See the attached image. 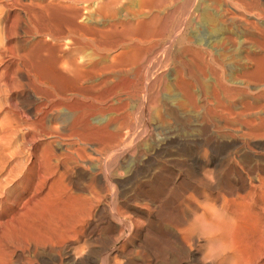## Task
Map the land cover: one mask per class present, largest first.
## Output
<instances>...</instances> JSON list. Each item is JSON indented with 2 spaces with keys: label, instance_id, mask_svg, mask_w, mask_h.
<instances>
[{
  "label": "rangeland",
  "instance_id": "374dc122",
  "mask_svg": "<svg viewBox=\"0 0 264 264\" xmlns=\"http://www.w3.org/2000/svg\"><path fill=\"white\" fill-rule=\"evenodd\" d=\"M205 1H206L207 5L209 4L208 6H206L207 10L211 11L213 14L217 15V17H218L217 21L213 22V25L210 24L211 17L207 16L206 18H202V14H201L202 8L199 7L200 5L199 6L197 5V3L199 4L198 0H155V1L154 0H150V1L149 0H0V144H2V145H0V147L5 146L6 145L5 142L8 143L10 141L8 143V145L9 144L11 145V143L17 144V143H21L24 140V138H25L24 132L27 131V128L26 127H24V128L20 127L19 129H17L19 127V123L21 124V121H23V122L27 121L28 122V123L26 122L27 124H29V122H30V124H33V127L39 128L41 126V120L46 116H47V118H45L46 121L44 119L45 126L49 127L51 130H53V132L56 131V128H61V131L63 132L62 134H65V135L61 136L60 138H58V140L56 139L57 136L56 137L55 136L50 137L49 139H52V140L54 139V140H57V141L62 142V143H67V142L73 141L74 139H75L74 141H76L79 138L80 139L79 142L84 141L83 143H85L88 141H94L96 143L97 142L99 143V144H97L98 146H101L103 144V142L105 140H107L108 137H106V136L109 135V134H107V135L102 134V132H107V133L111 132V126L107 124L106 120H108L110 118L112 120L114 119V121H115V118H117V116H118V118L116 119V124H115V122H113V124L118 129L116 132H118L120 135H123V133H121V132L124 131L125 135H123L122 137H119L118 136L119 134L118 133L116 134L117 138L119 137L120 141H119V139H117L114 136V134L110 133V134H112V136L109 135L110 145L113 146L112 144L117 143L118 146H115L112 148L109 145V142L107 140V141H105L107 144L104 142L105 145L104 146L102 145V148H104V151L102 150L101 154H96L97 152H95V154H94V152L92 151V148H91L93 146H87V148L90 149L89 152H90L91 156L93 158H95L94 155L95 156L97 155L98 158L96 156V159L98 161L103 159L104 160L103 163H106V164L104 165L102 163V160L99 161V162H101V164L100 163L99 164L103 167L105 166L104 168L106 171H107V168L110 167L111 164H114L115 160H117V158H119V157L120 158L117 161L122 160L123 157H127L126 159L124 158L122 160L125 163V164L123 163V165L125 167H127L130 165V163H128L129 158L135 157L134 161L139 160L142 156V152H143V155H148L149 149L152 147H155L157 145V142L161 139L160 136H162V138H164V139L167 138L166 140H168V141H165V143L167 144L169 151L167 150L166 154L168 156L166 155L164 157L165 160H163L164 165H166V166H164L165 169H164L162 175H166V176L168 175L166 178H171L175 174H178V179L176 180L175 185L172 187H176L177 185L178 186L176 187L177 188L176 190H175V188H172L173 192H171V195L176 194L175 192L180 193V190L178 188L180 186H182V187H180L181 190L189 188V187L193 188L195 186H198L197 192H199L200 194L198 193L197 196L203 195V193H205V194L207 193L208 196H212V195H215L214 191H216V190L219 191L218 189L222 188V186H226L227 185L226 183H231L235 180V178H237L236 174H238V173H237V170L235 169L236 168L235 165H237V167L240 165V167H242V168L245 166H247L249 168H251L253 166L255 167L256 164L258 166H260L261 165L260 160L262 161L261 155H260L261 157L259 156L261 158L260 159L259 157H257L258 155L254 156V157H251V156L248 157L247 154L242 153V152L246 151L245 149H247L248 145L250 146V143H247L249 138L246 136V133L248 132L249 128L248 127L246 128V124L241 123V122H244L247 119H250V117H251V119H254V121L256 122L257 121V117H256L257 114L256 113H258V116H259L258 120L259 121H257V122H259L260 125L258 123H254V125H252V128L255 126V124H258V125H256L255 129L256 128L260 129L262 126L261 125L262 121L260 120V113H259V110L255 107V105L259 102L260 98L262 96H264V92H262V90H261V89H264V87H260L261 83H256L255 79H257L256 76L258 73H264V71H262L264 69H261L262 67H260V68H257V69H259L258 71H257V69L253 71V68H251V71H253V74H254V72H256L257 74L255 73L253 75L252 72H250L252 74V75L250 74L252 76V78L250 75H248V77L246 78L247 82L250 80V78L252 80L253 77H255L253 79L254 83H253V80L252 81L250 80V84H247V85L241 81H232L231 82L230 80H228L229 78H227V77H229L232 74V71L234 70L232 67L230 68V66L226 67L228 65L225 66L227 69L225 67L223 69V71L226 69V71H224L225 75H222V76L220 75L221 74V68L219 67L218 63H216L217 61H215V59L217 58V56L220 52H223L222 50L227 49L225 45L221 44V42L223 43V40L224 41L226 40L225 36H227L229 34L228 30L231 29V25H230L231 21H232L231 24H233L234 20H235L236 24L238 23V25H239L237 28L240 30V32L239 33L237 32V34H238V36L239 35H241V36H239V37L237 36L238 39L241 40L244 31H242L243 28H239V27H242V26H240V22L238 21L239 19H237V18L231 19L233 17L232 14L229 13V11H227L228 9L232 10V8L230 6H228L229 4H227V2H229V1H227V2L223 1L224 3L222 5H219V6L216 5V7H215V2H212L211 0H210V2H209V0L208 1L205 0ZM97 4H98V6L100 4L102 5V7L100 5L101 10L96 9ZM197 6H198V8H197ZM222 9H224V10H222ZM225 9L228 13H226ZM222 11H224V13ZM77 12L79 13V16H80L78 18L76 17V16H78ZM219 18L220 19L223 18L224 20L222 19V21H221V20H219ZM21 21H22V23H21ZM75 21H77V22L75 23ZM78 22L81 23V26L79 25ZM76 24H78V26H80L81 28H83L82 26H84L86 31H85V29L79 30L80 27L78 29L77 28L78 26L77 27L73 26ZM138 24H139V26H138ZM212 26H214V27H212ZM87 28H88V30L90 29V32L87 30ZM98 28H99V30H98ZM77 29L79 30V33H78ZM75 30H76V32H75ZM93 30H94V32H92ZM80 31L85 32L86 33V34L84 33L85 36L87 35L86 37H89V38H86V40H84L85 39L84 36L81 37V34H83V33ZM95 31H97L101 37ZM100 32H101V34H100ZM96 34H97V36L94 37ZM73 35H74V37H73ZM76 35L78 37L80 36V39L77 38ZM70 37H72V38H70ZM81 38H83L84 41H82ZM70 39H74L76 41V43L81 41L82 43L79 42V44H81V46L83 45V47H81L79 44H77L75 46V41L74 40L70 41ZM77 39H79V41H77ZM90 40H93V42ZM94 40H96V41H94ZM72 41H74V44L72 43ZM86 41H87V43H85ZM68 43H70L72 47H73V45L75 47L72 48L69 45L70 48H68L69 46L68 47L65 46V45H68ZM92 43H95V44L100 43V44L95 45ZM258 44H259V46H261V48H264V41L261 40L260 43H257V45ZM87 45H89V46L87 47ZM92 46H94V47H92ZM76 47L79 48L80 51H79V49L76 50ZM97 47L101 48V49L99 48V50L102 54V62H103L102 66H103V70H104V74L102 75L103 85L99 86L100 84H102V82L100 81L101 83L99 82L100 84L98 85L99 89H97L98 87L96 86V84H98V83H96V84L94 83L96 81H94L91 77L89 78L88 75L87 76L84 75L86 72L83 73V71H81L82 74H80V75L75 74L76 70H75V72H73V69L75 68L74 66L76 64L79 63V65H80V63H85L87 59H88L87 61H89L90 57H91V59H90L91 61L94 60V56L92 54H94L93 51H95V49ZM71 48H72V50L75 49L73 51V53H75L74 55H73V53L72 54L70 53V52H72ZM81 48H86V49H83V51H84L83 52ZM221 48H222V50H221ZM66 49L70 50V52H68ZM64 53H67V55L70 56L69 57L65 54L68 57V60L70 58H72V60H69V62H68L69 64L65 61V59L67 60V57L65 56L63 58ZM76 53H78V56H75V55H77ZM89 53H90V55L93 56V58H92V56L85 55V54H89ZM79 55H81V56H79ZM212 55H214V56H212ZM72 56L73 57L75 56V58H73ZM82 56H84V57H82ZM85 56L86 57L88 56V57L86 58ZM114 56H116V57H114ZM76 58H77V60L78 59H80V60L78 61V63H75V65L72 66L74 68H70L71 67L70 65L73 62V60H74V62L75 61L77 62V60H75ZM83 58H85V59H83ZM62 60L65 61L64 63L66 65L63 63ZM17 62H18V66H15V63L17 64ZM67 64L69 65V69L67 67L68 66ZM17 67H19V69L26 76V78L28 80L27 83L28 84L30 83L29 84L30 89L32 88L31 86H34L31 89V91L35 89L36 91H34V92L37 93L36 88L39 86L38 92H41L40 94L39 93L36 94L37 97L35 96V93L32 92L35 96L34 98H36V101H37L36 106L39 105L41 102L42 103H41L40 107L37 106V109H35L36 106L34 105L35 106L34 110L33 109H32V111L30 110L31 114L29 113L28 110H26L27 108H29L28 105H30L29 103H31V102H30V97L27 95V93L24 92V89H23L24 87L23 88L20 87L18 89L16 88L17 90L14 89L15 87H18V85L20 86V84L17 83L18 82L17 79L19 78V72L17 70ZM229 68H230V70H229ZM70 69H72V71H70ZM218 70H219V72H218ZM68 71H70L71 73H69ZM215 72L219 75L217 76V74ZM72 73H73V75L75 74L74 76H76V77L77 76H79V78L81 77L80 81H78L79 80L78 77H77L78 78L77 79L73 75H71ZM215 74L217 76L216 79H215V77H216ZM81 75H84V76H81ZM223 76L224 77L226 76L225 79ZM82 77H83V79L85 77V81H83ZM220 77L222 78V80ZM86 78H88V79L86 80ZM226 78H227V80H226ZM15 79H16V81H15ZM89 79H91V80H89ZM217 79H218V83L216 82ZM10 80H13L14 85L17 83L16 84L17 86L11 87L12 82ZM88 80L93 81V82H87ZM223 80H224V82H222ZM225 80H226V83H225ZM227 81H229V82H227ZM6 82L9 84L11 83V85H7ZM214 82H216V83H214ZM31 83H33V84H31ZM76 83H78V84H76ZM85 83H86V85H84ZM92 83H94V84H92ZM219 83H220V85H218ZM239 83H241V84H239ZM35 84H37V85H35ZM79 84H80V86H82V85H84L86 87L88 86L87 88H89V90H87V91L83 90L82 87L79 86ZM90 84L93 86L95 85L94 86L95 88L97 87L96 92H95L96 89L93 88ZM215 84H217V85H215ZM224 85H225V87L229 88V93L231 92L232 94L231 93L227 94L228 91H227V88L223 87ZM199 86H200V88H199ZM216 86L218 89H216ZM244 86L247 87V89ZM261 86H264V85H261ZM10 87L13 89H11ZM86 87H83V88L85 89ZM236 87L237 88L239 87L243 90L240 92V89H238V90L234 89ZM78 88L81 89L82 91L77 90ZM224 88H225V91H227L226 94H225ZM254 88H256V89H254ZM19 89H21V91ZM39 89H41L43 92L40 91ZM90 89H92V90H90ZM202 89L204 91V94H203ZM257 89L260 93H258ZM74 90L78 91V92L75 91L77 94L74 92ZM236 90L238 92H236ZM22 91H23V93H22ZM83 91H86V92H83ZM89 91H90V93H89ZM97 93L98 94L100 93L98 95L100 97L97 96ZM41 94L43 97L40 96ZM155 94H157V95H155ZM92 95L93 96L95 95V97H93ZM206 95H208V96H206ZM258 95L260 96V98ZM26 96H28L27 97V100L29 99L28 102L25 98ZM157 96L159 97V99H157V100L154 99ZM223 96H226V97L230 96L229 97L230 100L228 99V97L224 98ZM257 96H258V98H257ZM44 97H46L45 100L43 99ZM96 97H98V98H96ZM214 97H216L217 99L219 98L218 102L215 100L216 98H214ZM60 98L63 101V104H62V101L60 102ZM117 98H120V99L122 98L121 99L122 101H120V99H118L116 101ZM38 99H40L41 102L38 101ZM49 99H51L53 104L50 103L51 101ZM99 99H102L101 100L102 102L99 101ZM225 99H226V101H225ZM54 100H56V101L54 102ZM147 100H149V101H147ZM154 100H156V101H154ZM158 100L161 102L164 100V102L166 104L165 105L163 102V104L165 106L164 109L167 108V109H165L166 114L164 113L165 112L164 110H163L162 115L160 114L159 111H157L158 110L157 104L159 102ZM46 101H47V103H46ZM98 101H99V103H98ZM103 101L105 103L106 102L107 103L105 104ZM124 101H125V104H123L124 107L119 106L120 103L122 104ZM219 101H220V103H219ZM15 102H17V103H15ZM94 102H96V104ZM151 102H153L154 105H156V106L151 104ZM221 102H222V104H221ZM57 103H59L58 104L59 106L56 105ZM92 103H94V105ZM102 103H104V104L102 105ZM249 103H250V105H249ZM47 104L49 106V109L47 108ZM49 104H52V105H49ZM60 104H62V105L66 104V105H64L66 107H64V106L62 107V105H60ZM109 104L110 105L112 104L111 106L113 108L115 107L117 109V112L113 113L116 110L112 111V109L109 108V107H111ZM147 104H149L150 106L152 105L151 107L153 109L151 110V107ZM239 104L241 106H239ZM43 105H46V106L43 107ZM96 105H97V108H99V109L94 108V107H96ZM145 105L149 106L150 110L148 109L149 107H146ZM51 106L53 107L54 110L51 109L52 108ZM102 106H104L105 109ZM125 106H126V108H125ZM251 106H254V108H253L254 111L256 109L257 110L255 112L254 111L251 112L253 110V109L249 110V108ZM55 107L58 109L62 108V110H64L65 114L60 109L57 111ZM101 107L104 110H106V108H107V110L110 109V111H108V112L106 111V113L109 115H107L106 113L103 115L102 114L98 115L99 113H102V112L104 113L103 110H102V112H100ZM119 107L121 109L120 112H119V110H120ZM65 108H67V109H65ZM145 108L148 109V110H146L148 112L145 111ZM38 109L41 110L42 112L37 111ZM95 109L97 110V112L98 111L99 112L98 113L95 112V114H94ZM45 110H46V112H45ZM48 110H50V111H48ZM155 110L159 113H157V112L155 113ZM22 111H23V113H21ZM54 111L56 112V115L58 114L59 116H55ZM86 111L89 113H92V114L88 115L89 113H87ZM90 111H93V112H90ZM126 111L130 112V114L127 113ZM241 111H243L244 114ZM57 112H59V113H57ZM125 112L127 113V115H131V116H127V119H128V117H130V119L132 118L131 120L130 119L127 120L126 115H125V117H124V115H122L123 113L126 114ZM38 113H39V115H38ZM253 113H254V116L256 117V120H255V117L253 115H250ZM66 114H68V115H66ZM82 114L84 115L85 120L83 119ZM114 114H116V115H114ZM147 114L149 116H147ZM156 114H158V115L160 114V115L158 116ZM60 115H61V118H59ZM63 115H65V116H63ZM85 115H87L88 117ZM143 115L146 117H144ZM154 115L156 118H154ZM25 116H28V117H25ZM80 116H82V118H79ZM95 116L96 117L100 116L99 119L102 117H104V118L106 117V119H105L106 124L104 121H103V123H101L102 120H104V118L100 119V123H95L96 121H94L92 118ZM150 116L152 119L148 120L150 118ZM29 117H30V119H29ZM34 117H36V118H34ZM53 117L55 118L56 121H54L52 119ZM56 117L58 119H56ZM62 117L64 119H66V121ZM67 117H71L70 118L71 121ZM107 117H108V119H107ZM121 117L125 118V119H122ZM239 117H241V118H239ZM244 117H246V120ZM252 117H254V118H252ZM16 118L19 120H17V123H18L17 127L14 128V122H15V126L17 124L15 121ZM21 118L23 120H21ZM31 118H33V119H31ZM77 118H79V119H77ZM86 118L88 119L90 124H92L93 122L95 124L90 125L88 123V121L86 122ZM157 118H159L158 119L159 121H164V122L163 123L158 122ZM161 118H162V120H161ZM163 118H164V120H163ZM145 119L147 122L149 121V123L144 121ZM79 120H83L85 122L84 127H82L83 121L81 122ZM126 120L129 124L126 122L127 125L124 123V126H123L122 122H124ZM156 120H157V122H156ZM18 121H20V122H18ZM31 121H32V123H31ZM36 121H38V123ZM62 121H64V122H62ZM73 121H74V123H73ZM119 121L122 124H118ZM131 121H132V123H131ZM23 122L21 125L24 124ZM67 122H72V123L67 124ZM144 122L146 123V125ZM153 122H154V124H153ZM46 123H48V124H46ZM64 123H66L67 125ZM86 123H88L90 125V126H88V129H86L87 128L86 126L88 125ZM74 124H76V125H74ZM96 124H97V127H94V126H96ZM98 124H102V125L104 124L106 126L105 127H103L104 125L98 126ZM54 125H57V126H54ZM68 125L69 126L71 125V127L69 128ZM79 125L81 126L79 129H81V130H79L77 127ZM121 125L123 126V129L120 128V127H122ZM10 126H13L12 127L13 130L11 129ZM23 126H25V125H23ZM63 126H64V129H62ZM101 126L103 127V130H102ZM118 126L120 129L118 128ZM143 126L144 127L148 126V127H150V129L148 130V127H145L147 129H145V128L143 129ZM89 127H91V129H89ZM141 127L143 130H141ZM21 128L23 129L22 130L23 132L21 131ZM131 128H132V130H131ZM93 129L95 132H97L99 130L100 134L105 136V137L103 136L104 139H102L103 137L99 134V132H98V135H95L97 133L93 132ZM124 129L128 132V135H126L127 132ZM134 129L138 130V131L140 130L141 134L144 135V137H146V138H144L139 132L133 131ZM154 129H155V131H152ZM161 129H163V131L165 133ZM246 129H247V131H245ZM10 130H12V132ZM72 130L73 131L75 130V131L72 132ZM76 130L82 131V132H80V134H79L78 132H76ZM86 130L88 132L87 133V135H88L87 140L85 139L86 136H84L85 138L82 136V135H84L82 133L83 132L85 133ZM91 130H92V133L89 134V132H91ZM119 130H120V132H119ZM157 130L158 131L161 130L160 133L157 132ZM243 130H244V132H243ZM8 131H10V133ZM129 131H131V132H129ZM143 131L145 133H142ZM70 132H71V134H69ZM74 133L76 135L75 137H74ZM77 133H78V135H77ZM129 134H130V136H129ZM135 134H137V136ZM139 134H140V136H138ZM164 134L166 137L164 136ZM15 135H17V136H15ZM85 135H86V133H85ZM90 135H92V139H91ZM70 136H72V137H70ZM11 137H13V138H11ZM93 137H95L94 140H93ZM123 137H124V139H123ZM138 137H139V139H138ZM237 137L238 138L240 137V138L238 139ZM97 138H99V139L101 138V139L98 140ZM135 138L137 139L136 140L137 142L135 141ZM241 138H242V140H240ZM131 139H133V140L131 141ZM244 139H245V141H244ZM101 140H104V141L102 142ZM124 140H126V141H124ZM127 140H128V143H127ZM141 140L142 141L144 140L143 141L144 143ZM256 140H257V142L259 141V139H256ZM57 141L55 143H57ZM132 142L134 144H132ZM148 142L150 144H152V143L153 144L150 146V144ZM3 144H5V145H3ZM125 144L126 145L129 144L130 146L127 145V147H126V146H124ZM148 144L150 147H148ZM240 144H242V145H240ZM243 144H246V145L244 146ZM106 145H108V147ZM228 145H229V147H228ZM121 146H122V149H121ZM132 146H134V147H132ZM223 146H225V147H223ZM209 147H214V148H217L219 150L222 149V152L221 153L218 152L216 154L211 153L208 149ZM147 148H148V150H146ZM189 148L191 149V152H190ZM126 149L127 150L129 149V151H127ZM142 149H145V152L144 151L141 152ZM112 150L113 151L116 150L114 154H113ZM119 150H121L122 152ZM180 150H182V151H180ZM259 150L261 152H259ZM259 150H257L258 153H260V154L264 153V150H261V149H259ZM135 151H136V154L134 153ZM187 151L189 153H187ZM110 152L113 155V159L115 157L114 161H112L113 159H111L112 155H110ZM194 152H195V154H194ZM102 153L105 156L104 155L101 156ZM105 153H107V154H105ZM118 153H119V155H118ZM124 153H125V155H124ZM129 154L130 155L132 154V156L130 157ZM137 154H139V157ZM242 154H244L245 156H242ZM136 155H137V157H136ZM191 155H192V157H190ZM196 155L199 158H197ZM206 155H207V157H206ZM110 156H111V158H110ZM153 156H155V155H153ZM221 156H223V157H221ZM231 156H233L235 159H233V157H231ZM217 157L219 160L217 159ZM224 157H226V158H224ZM246 157L248 159L250 158L249 161ZM211 158H214L217 161L222 162V163H219L220 164L219 166L225 167V169L224 168L220 169L218 167L220 170L216 168L215 169L216 171L215 170L212 171V172L217 173V174H215V173L210 172L212 169L211 166H207V167L203 166V168L200 171L201 174L202 173H203V175L206 174V177H203L198 172H196L197 170H195V167L199 165L198 166V168H199L201 166V164H200L201 161H206L205 159L210 160ZM251 158H252V160H251ZM106 159H107V161H105ZM228 159L230 160V162H228L229 161ZM240 159H243L246 162V165H243V163L241 162ZM197 160L198 161L201 160V161L199 163H197L196 162ZM234 160L235 161L240 160V162H235ZM126 161H127V163H126ZM225 161H226V163H225ZM262 162H264V161H262ZM109 163H110V165H109ZM224 163H225V165H224ZM238 163H240V164H238ZM252 163L254 165H252ZM187 165H188V167H186ZM106 166H107V168H106ZM231 166H232V168H231ZM103 167H101L102 170L104 169ZM208 167H209V169H208ZM233 167H235V168H233ZM190 168H192V169L190 170ZM122 169L124 171V167H122ZM187 169H189V173H188ZM227 169L229 170V172ZM105 170H104V173L102 172V176L105 175V173H106ZM243 170H245V168ZM171 171L174 173L173 174L170 173ZM222 171H224V172H222ZM120 172H122V171H120ZM220 172H222V173H220ZM179 173H180V175H179ZM196 173H198L200 176H197ZM233 173H235V174H233ZM213 174H215V175L213 176ZM169 175L171 177H169ZM207 175H210V176L208 177ZM136 176H137L136 177L137 180L135 181V183H136L135 185L137 186L138 192H140V190L142 188V186H140L141 183L145 184V182L149 181L148 186L150 187V184H151L150 190L152 192H154V194H155L157 192L161 182L163 181L161 179V175H159V174L158 175L152 174L149 176L150 178L148 177L149 179L146 178V180H145V178H141V176L138 173H136ZM138 176H140V177H138ZM193 176H195V177L197 176V177L196 178L194 177V179H193ZM212 176H213V178H211ZM225 176H230V177H226L227 178L226 179ZM152 177H154L153 180H151ZM191 178H192V180H194V182L192 180H189ZM201 178H202V181L205 178L204 183L201 182ZM206 178L209 182L206 181ZM218 178H220V179H218ZM230 178H232V180ZM211 179L213 181H211ZM216 179H218L220 182H223V183L222 184L220 183L219 187H215V186H214V188L210 187V184L212 182L214 183L216 181ZM222 179L226 180V181L224 182ZM150 181H152V182H150ZM184 181H186V182H184ZM197 181H198V184L195 183ZM199 181L201 182L200 184H199ZM201 184L208 185V189H207L206 185H204L205 188L207 189V192H206V189L203 188L204 186ZM157 185H158V187H157ZM184 187H186V188H184ZM195 188H197V187H195ZM203 190H205V191H203ZM210 193H211V195H210ZM168 211H165V213H166V214H164L165 217L161 213L163 218H166L167 216H169V214H170L169 218L170 217L173 218L174 215H175V217L176 216L180 217V212L178 213L177 210H176L177 212H175V209H173V211L171 209ZM128 221H129V219H126V220L124 218L122 219V224L124 225V228L125 227H127V228H125V229L123 228L124 233L122 232L123 235L121 234L116 242H112V241L109 242V241L103 240V238L101 237V232H100L102 227L96 228V230L100 233L98 234V232L95 230L96 234L94 233L95 235L93 234L91 236L92 238L90 237V240H89L90 246H91V250H90L91 255L90 256H91V261L93 264H103L104 263L103 262L104 256L107 255V251H108V255L114 256L117 254L116 250L121 248L119 246L124 245L126 242L127 243L125 245H127V248L126 249L123 248V254L124 255L119 254L120 256H119V258H117L118 262L120 261L119 263H123V261H125V259L127 260L128 258H130V260L128 259V262H130V264L131 263L132 264L133 263L144 264V260L142 259V257H144V254H145V256H147L146 253H148V255H149V256H147L148 258L151 257L150 258L151 260L158 259V260L163 261V263L165 262V264H170V263L176 264V263H178V260L176 261V258L174 257L176 255V253H178L176 255V257L178 259H181L182 256L184 257L185 253L182 252L177 247L176 244H174V245L172 244L174 242H172V239L169 235L165 236V237H161V239L163 238L162 242L165 243L163 245L164 248H165V245L168 243V246L166 247L167 249H165V250H166V253L168 251L167 254L170 255V256L168 255L169 258L167 257L165 250H163V248L161 249L162 251L160 250L158 252L157 251L153 252L154 250L152 249L153 248L152 244H150L151 242L149 240H147L145 238V236L143 237L142 231L135 230L137 232H135V231L129 232L130 228H129V224H127V223H129ZM118 222H120V221H118ZM164 223H167V226H168V221H166L165 219H164ZM131 234H132V236H131ZM96 235H98V237ZM160 235L161 234H159L158 237ZM132 237H133V240H132ZM142 237L144 238L145 241H143ZM148 237H149V235H148ZM99 238H101V239H99ZM128 238H130L129 240H131L132 242L127 240ZM135 238H136V240H135ZM137 238L139 241H137ZM140 238H142V239H140ZM101 240H102V243H101ZM166 240L168 241L167 243L165 242ZM89 242H88V244H89ZM129 242H131V243H129ZM141 242H143L142 243L143 245L141 244ZM147 242H150L149 243L150 245ZM99 243H101L100 245H102V247H100ZM122 243H124V244H122ZM128 244L130 246H128ZM76 245H74V246H76ZM137 245H139V246H137ZM74 246L72 245L71 247H74ZM103 246H105V247H103ZM140 246L143 248H141ZM148 246L150 247V249ZM92 247H94V248H92ZM98 247L101 248V250ZM122 247H124V246H122ZM170 248L172 249V251ZM173 248L174 249L177 248L176 250H179L180 254H179V251L178 252L176 250L174 251ZM145 249H147V250H145ZM141 251H142V253H141ZM170 251H171V253H170ZM149 252H151V253H149ZM163 252H164V254H162ZM181 252H182V256H180ZM62 253L63 252L61 251L60 254H62ZM160 253H161V255H160ZM158 255H160V256H158ZM172 255H174V256H172ZM157 256H158V258H157ZM63 257H64V255H63ZM152 257H153V259H152ZM166 257H167V259H166ZM170 257L171 258L174 257L175 259L173 258L171 260ZM139 258H140V260H139ZM164 259L166 261H169V263L164 261ZM140 261H142V262H140ZM128 262H124V263L127 264Z\"/></svg>",
  "mask_w": 264,
  "mask_h": 264
},
{
  "label": "bare ground",
  "instance_id": "6f19581e",
  "mask_svg": "<svg viewBox=\"0 0 264 264\" xmlns=\"http://www.w3.org/2000/svg\"><path fill=\"white\" fill-rule=\"evenodd\" d=\"M211 1L215 2V7H216V5H218V6L222 5L224 3L223 1H226V2L229 1V2H227V4H229L228 6H230L232 8V10L228 9L227 11H229V13L232 14L233 17L231 16L232 17L231 19H233V18L239 19L238 21L240 22V26H242L239 28H243L242 31H244L241 40L238 39L237 38V36H238L237 32L239 33L240 30L237 27L239 25H238V23L236 24L235 20H234L233 24H231L232 23V21H231V23H230L231 29L228 30L229 34L227 36H225V38H226L225 41L227 43L223 39H222L223 43L221 42V44L225 45L227 49L222 50V48H221V50L223 52H220V53L218 52L219 53L218 56L215 54L217 56V58H216L217 60L213 57L215 59V61H217L216 63H218L219 67L221 68V74L220 75L221 76L225 75L224 71H226V69H227L226 67L230 66V68L232 67L234 70L232 71V74L229 77H227V78H229L228 80H230L231 82L232 81H241V82L245 83L246 85L250 84V80L252 78L251 75L253 74V71L256 70L257 68H260V67H262L261 69H264V48H261V46H259V44L257 45V43H260L261 40L264 41V0H211ZM198 2H199V4L197 3V5L198 6L200 5L199 7L202 8L201 9L202 18H206L207 16L211 17L210 24L213 25V22L217 21V19H218L217 15H215L211 11L207 10L206 6H208L209 4L207 5L205 0H198ZM209 2H210V0H209ZM98 4L96 6L97 10L100 9V5H101L100 4L98 6ZM198 6H197V8H198ZM101 7H102V5H101ZM226 9H225V11H226ZM222 10H224V9H222ZM227 11H226V13H228ZM222 12L224 13V11H222ZM76 17L77 18L80 17L79 13H78V16H76ZM222 19L223 18H221V19L219 18V20H221V21H222ZM76 22L77 21H75V23ZM21 23H22V21H21ZM79 25L81 26V23H79ZM73 26L77 27L78 24L73 25ZM80 26H78L77 28L79 29ZM138 26H139V24H138ZM82 27L83 28L80 27L79 30L85 29L84 26H82ZM212 27H214V26H212ZM99 28H98V30H99ZM79 30H78V33H79ZM87 30H88V28H87ZM94 30L92 32H94ZM85 31H86V29H85ZM88 31L90 32V29ZM97 31H95V32L99 35V33ZM75 32H76V30H75ZM80 32L83 33V34H81V37L84 36V38H85L84 40H86V38H89V37H86L87 35L85 36V34H86L85 32H83V31H80ZM97 34L95 36L94 35L93 36L96 37ZM100 34H101V32H100ZM239 36H241V35H239ZM73 37H74V35H73ZM70 38H72V37H70ZM77 38L80 39V36L79 37L77 36ZM79 39H77V41H79ZM81 39H82V41H84L83 38H81ZM71 40H74V39H70V41ZM74 41H72L73 44H74ZM90 41L93 42V40H90ZM94 41H96V40H94ZM79 42H81V41H79ZM79 42L76 43V41H75V46L77 44H79ZM70 43H68V45H65V46H67V47L69 45L71 46L72 43L71 44ZM85 43H87V41ZM95 43H92V44H95ZM97 44L99 45L100 43H97ZM97 44H95V45H97ZM79 45L81 46V44H79ZM70 46L68 48H70ZM75 46L73 45V47H75ZM88 46L89 45H87V47ZM81 47H83V45ZM92 47H94V46H92ZM72 48H71V50H72ZM99 48L100 47H97L95 49V51H93L94 52V54H92L94 56V60L92 59L93 61L90 60L91 59V57H90L89 61H87L88 60L87 59L85 63H80V65L78 63V61L80 59L77 60V58L75 59V60H77V62L76 61L74 62V60L72 62L73 64L70 62L71 63L70 68L75 67L73 69V72H75V70H76L75 74L80 75V74H82L81 71H83V73L86 72L84 75H86V76L88 75L89 78L91 77L94 81H96L94 83L95 84L98 83V84H96L97 87L103 81L102 75L104 74V70H103V66H102L103 65L102 64L103 63L102 62V54H101ZM77 49H79V48L76 47V50ZM81 49L83 51V49H86V48H81ZM74 50L75 49H73L72 52H70V50H67V51L72 54ZM79 51H80V49H79ZM67 53H64L63 58L67 55ZM74 54L75 53H73V55ZM76 54L77 55H75V56H78V53H76ZM85 55L92 56V55H90V53L85 54ZM67 56H69V55H67ZM75 56L74 57L72 56V57L75 58ZM79 56H81V55H79ZM93 56H92V58H93ZM212 56H214V55H212ZM82 57H84V56H82ZM114 57H116V56H114ZM83 59H85V58H83ZM67 60H68V57H67ZM67 60L65 59V61L68 63L69 60H72V58H70L68 61ZM62 61H63V63L65 62L64 60H62ZM75 63H78V64L75 65ZM226 65H228V66H226ZM15 66H18V62H17V64L15 63ZM72 66H74V67H72ZM67 67L69 69V65ZM224 67L226 69L223 71ZM230 68H229V70H230ZM251 68H253V71H251ZM17 70L19 72V78L17 79L18 80L17 83L20 84V86L18 85V87H15V86H17L16 85L17 83L14 85L13 80H10L12 82V85H11V83L9 84L7 82H6V84L11 85V87H15L14 89L24 87L23 88L24 92L27 93V95L30 97L31 103H29L30 105L27 104L29 106V108L26 109L30 113V110L31 111H32V109L34 110V107L36 106L37 101H36V98H34V97L35 96L37 97L36 94L37 93L40 94L41 92H38L39 86L36 88L37 93L34 92V91H36L35 89L31 91V89L34 86H31L32 88L30 89V85H29L30 83L29 84L27 83L28 80H27L26 76L24 75V73L19 69V67H17ZM219 70H218V72H219ZM258 70L259 69H257V71ZM70 71H72V69H70ZM70 71H68V72L71 73ZM262 71H264V70H262ZM250 72H252V74ZM255 73L256 72H254V74ZM216 74H215V76H216ZM71 75H73V73ZM84 75H81V76H84ZM218 75L219 74H217V76ZM248 75L251 76V78L249 77L250 78V80L248 81L249 83L247 82V79H246L248 77ZM217 76L215 77V79L217 78ZM74 77L79 78V76H77V77L74 76ZM85 77H84V79L82 77L83 81H85ZM225 77H224V79H225ZM80 78L78 81H80ZM227 78H226V80H227ZM254 78L255 77H253V79ZM256 78H257V79H255L256 83H261V85H264V73H258ZM87 79L88 78H86V80ZM89 80H91V79H89ZM89 80L87 82H93V81H89ZM221 80H222V78H221ZM226 80H225V83H226ZM15 81H16V79H15ZM216 82L218 83V79ZM216 82H214V83H216ZM222 82H224V80ZM227 82H229V81H227ZM94 83H92V84H94ZM253 83H254V80H253ZM31 84H33V83H31ZM76 84H78V83H76ZM239 84H241V83H239ZM35 85H37V84H35ZM84 85H86V83ZM84 85L80 86V84H79V86L82 87L83 90H86V91L89 90V88H87L88 86L86 87ZM101 85H103V82L99 86H101ZM215 85H217V84H215ZM218 85H220V83ZM261 85H260V87H264ZM91 86L93 88H95L94 87L95 85L94 86L91 85ZM83 87H86V88L84 89ZM223 87H225V85ZM199 88H200V86H199ZM225 88H227V87H225ZM225 88H224V91H225ZM245 88L247 89V87H245ZM11 89H13V88H11ZM97 89H99V87ZM97 89L95 90V92L97 91ZM216 89H218L217 86H216ZM234 89H237V90L240 89V92L243 90L239 87L238 88L236 87ZM254 89H256V88H254ZM258 89H257V91H258ZM19 90L21 91V89H19ZM39 90L42 91L41 89H39ZM77 90H81V89L78 88ZM90 90H92V89H90ZM237 90H236V92H238ZM261 90H262V92H264V89H261ZM75 91L76 90H74V92ZM86 91H83V92H86ZM202 91H203V89H202ZM227 91H228V93H227ZM227 91H225V94L231 93V92L229 93V88H227ZM32 92L35 93V96ZM76 92H78V91H76ZM22 93H23V91H22ZM89 93H90V91H89ZM258 93H260V92L258 91ZM99 94L97 93V96ZM203 94H204V91H203ZM155 95H157V94H155ZM28 96L25 97L26 100H27ZM40 96H42V94ZM206 96H208V95H206ZM258 96H257V98H258ZM93 97H95V95ZM98 97H100V96H98ZM98 97H96V98H98ZM157 97L154 99H156V100L159 99V97L158 98ZM223 97L225 98L226 96H223ZM229 97H228V99H229ZM45 98L46 97H44L43 99L45 100ZM214 98H216V97H214ZM259 98H260V96H259ZM118 99H120V98H117L116 101ZM121 99H120V101H122ZM218 99L216 98L215 100L218 102ZM28 100H27V102H28ZM49 100L51 101V99H49ZM101 100L102 99H99V101H101ZM156 100H154V101H156ZM38 101H40V99H38ZM55 101L56 100H54V102ZM61 101L62 100L60 98V102ZM99 101H98V103H99ZM125 101L122 104L119 102L120 103L119 106L124 107L123 104H125ZM147 101H149V100H147ZM225 101H226V99H225ZM96 102H94V103L96 104ZM163 102H164V100L162 102L159 101L158 104L156 103L157 107H158L157 111H159L161 115L163 114V110L165 111V109H167V108L164 109L165 102H164V104H163ZM15 103H17V102H15ZM41 103L37 106L40 107ZM46 103H47V101H46ZM50 103L53 104L52 101ZM94 103H92V104L94 105ZM104 103H102V105ZM219 103H220V101H219ZM52 104H49V105H52ZM58 104L59 103H57L56 105H58ZM62 104H63V101H62ZM62 104H60V105H62ZM149 104H147V105H149ZM151 104L154 105L153 102H151ZM221 104H222V102H221ZM64 105H66V104H64ZM64 105H62V107ZM147 105H145V106L146 107L150 106V105L149 106H147ZM249 105H250V103H249ZM37 106L35 107V109H37ZM45 106L46 105H43V107H45ZM126 106H125V108H126ZM154 106H156V105H154ZM239 106H241V105L239 104ZM64 107H66V106H64ZM102 107L104 108V106H102ZM102 107L100 108L101 109L100 112H102V110H103L104 113L102 112V113H99L98 115H100V114L103 115L106 113V111L107 112L110 111V109L107 110V108H106V110H104L105 108L102 109ZM150 107L148 108L149 110H150ZM251 107L249 108V110L254 108V106H251ZM255 107L259 110L260 120L262 121L261 122L262 126H261V128L258 126L260 129H258V128L255 129L256 125L259 124V122H257V121H259L258 120V117H259L258 113H256L257 114V116H256L257 121L256 122L254 121V119H251V117H250V119H247V120H246V117H244L246 121H244L243 119L242 120L244 122L240 121L241 123L246 124V128L247 127L249 128L248 132L246 133V136L249 138V140H248V142L247 141L246 142L250 143V146L248 145L247 149H245L246 151L242 152V153L247 154L248 157L249 156L254 157L256 155H258L257 157H259L261 155L262 157L261 156L260 157L262 158V161H264V153L260 154L257 151L259 149L264 150V96H262L260 98L259 102L255 105ZM47 108L49 109L48 104H47ZM67 108H65V109H67ZM94 108H97V105ZM109 108H111L112 111L116 110L113 113L117 112V109L115 107H114L115 109L112 106ZM51 109H53V107ZM59 109L56 108L57 111ZM97 109H99V108H97ZM119 109H120V107H119ZM148 109L145 108V111ZM152 109L153 108L151 107V110ZM50 110H48V111H50ZM60 110H62V108ZM37 111H41V110L38 109ZM120 111H121V109L119 110V112ZM157 111L155 110V113ZM243 111H241V112L243 113ZM253 111H254V109L251 112H253ZM45 112H46V110H45ZM62 112H64V110H62ZM90 112H93V111H90ZM95 112H97L96 109L94 111V114H95ZM146 112H148V111H146ZM159 112H157V113H159ZM21 113H23V111ZM39 113H38V115H39ZM57 113H59V112H57ZM87 113H89V112H87ZM127 113L130 114V112H127ZM127 113L126 114L121 113V114L124 115V117L126 115V119H127V116H131V115H127ZM164 113L166 114V111ZM64 114H65V112H64ZM91 114L92 113H89L88 115H91ZM116 114H114V115H116ZM148 114H147V116H149ZM66 115H68V114H66ZM107 115H109V114H107ZM156 115H158V114H156ZM250 115L254 116V113L250 114ZM55 116H59V115L58 114L56 115V112H55ZM63 116H65V115H63ZM85 116H87V115H85ZM25 117H28V116H25ZM30 117H29V119H30ZM54 117L52 119L54 121H56ZM99 117L100 116L92 117L93 120L96 121L95 123H100V119L104 118V117H102L99 119ZM108 117H107V119H108ZM144 117H146V116H144ZM254 117H252V118H254ZM256 117H255V120H256ZM34 118H36V117H34ZM45 118H47V116L41 120V126L39 128L33 127V124H30V122H29V124H27L28 123L27 121H25V122L21 121V120H23L21 118V120H20L21 124L23 122L24 123L23 125H25V126H23L19 123V127L17 129H19L20 127H22V128L26 127L27 128V131L24 132L25 133L24 134V137H25L24 140L21 143H17V144L11 143V145L10 144L8 145V143L10 141L8 143L5 142L6 145L3 144L5 146L0 147V156H1L0 157V264H93L91 261V256H90L91 255V252H90L91 246H90V242H89L90 237L95 233L96 228L102 227L100 232H101V237L103 238V240L109 241V242H111V241L116 242L117 239L119 238V236L122 234V232L124 233V231H123L124 225L122 224L123 218L125 220L129 219V221H128L129 223H127V224H129V228H130L129 232H133L135 230L142 231L143 237L145 236V238L151 242V243L150 242H147V243L152 244L153 248L152 247L151 248L154 250L153 252H155V251L158 252L162 248H163V250L167 249L166 247L168 246V243H167L168 241L167 240L165 241L167 244L165 245V248H164L163 245L165 243L162 242L163 238L161 239V237H165V236L169 235L172 239V242H174L172 244L173 245L176 244L177 247L182 252L185 253V255L183 254L184 255V257H183L182 252H181V255H180V256H182L181 259H178L176 257V255L178 254L176 252H175L176 255L174 254L175 256L172 255L176 258V261L178 260V263H176V264H264V162H262L260 160V162H261L260 166H258L256 164L255 167L253 166L251 168H249L247 166L242 168V167H240V165L238 167H237V165H235L236 168L235 167H233V168H235L237 170V173H238V174H236L237 178H235V180L231 183H226L227 184L226 186L221 185L222 188L218 189L219 191H217L215 189L216 190V191H214L215 195L208 196L207 193H206L207 195L205 193H203V195L197 196L199 192H197L198 186H195L196 184L194 186L197 188H195V187H193V188L192 187L191 188L190 187L189 188L184 187L186 189H183V190L180 189V187H182V186H180V187H178L180 190V193L175 192L176 194L171 195V192H173L172 188H175V190L177 189L176 187L178 185L176 187H172V186L175 185L176 180L178 179V174H175L172 177L169 175V177H171V178H166L168 175L167 176L162 175L163 171L165 169L164 166H166V165H164L163 160H165L164 157L167 155L166 153L168 150V146L165 143V141H168V140H166L167 138L164 139V138H162V136H160L161 139L157 142V145L155 147H152L149 149L148 155H143L142 151L145 152V149H142L141 150L142 156L137 161L136 160L134 161L135 157H133V158L131 157L133 154L131 152L132 154L131 155L129 154V156L131 158H129V162H128V163H130V165L127 167H125L123 165L124 161H122L124 158L126 159L127 157H123V159L121 158L122 160L117 161L120 157L117 158V160H115V157L113 159V155L111 154V152L113 151L112 150L110 152V155H112V158H111V156H110V158L113 159L112 161L115 160V162H114V164H111V165L109 163L110 167L107 168V166H106V168H107V171H106L104 168L105 166L104 167L101 166L100 165L101 162H99L102 160V163H103L104 160L101 159L98 161L96 159L97 155L96 156L94 155L95 158H93L89 152L90 149L87 148V146H93L91 148H92V151L94 152V154H95V152H97L96 154H101L102 150L104 151V148H102V145L103 146L105 145L104 142L107 140H108V142L110 141L109 135L112 136V134H114V136L117 138L116 134L118 132H116V131L118 129L113 124V122H115V124H116V119L118 118V116H117V118L114 117L115 121H114V119L112 120L110 118L108 120H106L107 124L111 126V132H109V133L102 132V134H106V135L109 134V135L106 136V137H108L107 140H105V141L101 140L102 142L104 141L103 144L101 143L102 145L100 144L101 146H98L97 144H99V143L98 142L96 143L94 141H88L85 143H83L84 141L79 142V140H80L79 138L76 141H74L75 140L74 139L73 141L67 142V143H62V142L57 141L58 138H60L61 136L65 135V134H62L63 132L61 131V128H56V131L53 132V130H51L49 127L45 126V122H44ZM59 118H61V115ZM67 118L70 119L71 117H67ZM79 118H82V116H80ZM79 118H77V119H79ZM154 118H156L155 115H154ZM239 118H241V117H239ZM31 119H33V118H31ZM56 119H58V118L56 117ZM83 119H84V115H83ZM105 119H106V117L104 118V120H102L101 123H103V121H104L106 124ZM122 119H125V118H122ZM128 119H130V117H128ZM150 119H152L151 116L148 120H150ZM158 119L159 118H157V120ZM17 120H19V119H17V118L15 119L16 123H17ZM64 120L66 121V119H64ZM127 120L122 122L123 126H124V123L127 125V123H128ZM157 120H156V122H157ZM161 120H162V118H161ZM163 120H164V118H163ZM20 121H18V122H20ZM45 121H46V119H45ZM70 121H71V119H70ZM79 121L82 122L83 120H79ZM87 121H88V119L86 118V122ZM144 121H146V119ZM36 122L38 123V121H36ZM62 122H64V121H62ZM158 122L163 123L164 121L158 120ZM31 123H32V121H31ZM68 123H72V122H67V124ZM73 123H74V121H73ZM82 123H83L82 127H84L85 122L83 121ZM88 123H89V121H88ZM88 123H86V124H88ZM95 123L93 122L92 124H95ZM122 123H120V121H119L118 124H122ZM131 123H132V121H131ZM147 123H149V121ZM254 123H258V124H255V126L252 128V125H254ZM46 124H48V123H46ZM64 124H66V123H64ZM89 124L87 126L85 125L87 127V128L85 127L86 129H88V126L92 125V124H90V125ZM153 124H154V122H153ZM17 125H18V123L15 126V122H14V128L17 127ZM74 125H76V124H74ZM80 125L77 126L78 129L81 127ZM99 125H102V124H98V126ZM145 125H146V123H145ZM54 126H57V125H54ZM102 126H101V128L103 130V127H105L106 125H104L103 127ZM123 126L120 128L123 129ZM10 127L13 130V128H12L13 126H10ZM70 127H71V125L69 126V128ZM91 127H89V129H91ZM94 127H97V124ZM145 127H148V126H145ZM145 127L143 126V129ZM22 128H21V131L23 130ZM118 128H119V126H118ZM132 128H131V130H132ZM62 129H64V126ZM94 129H93V132H95ZM143 129L141 127V130H143ZM145 129H147V128H145ZM149 129H150V127H148V130ZM12 130H10V131L12 132ZM79 130H81V129H79ZM161 130L163 131V129H161ZM10 131H8V132L10 133ZM74 131L72 130V132H74ZM133 131H137L141 134L140 130L138 131V130L134 129ZM152 131H155V129ZM160 131L157 130V132H159V133H160ZM245 131H247V129ZM76 132H78L80 134V132H82V131L76 130ZM98 132L100 134V131L98 130L97 132H95V133H97L95 135H98ZM119 132H120V130H119ZM129 132H131V131H129ZM243 132H244V130H243ZM78 133H77V135H78ZM85 133H86V135H85ZM85 133L83 132L82 134H84V135H82V136L83 137L86 136V138L85 137L84 138L87 140L88 139L87 138V136H88L87 130ZM91 133H92V130H91V132H89V134H91ZM110 133H112V134H110ZM121 133H123V135H125L124 131ZM142 133H145V132L143 131ZM69 134H71V132ZM102 134H100V135L103 137L104 135H102ZM140 134L138 136H140ZM123 135L119 134L118 136L122 137ZM126 135H128V132ZM135 135L137 136V134H135ZM15 136H17V135H15ZM53 136H55V137L57 136V138H56L57 140L49 139L50 137H53ZM75 136L76 135L74 133V137ZM129 136H130V134H129ZM142 136L144 137V135H142ZM164 136H165V134H164ZM70 137H72V136H70ZM90 137L92 139V135H90ZM104 137L102 139H104ZM119 137L117 139H119ZM11 138H13V137H11ZM94 138L95 137H93V140H94ZM144 138H146V137H144ZM97 139L100 140L101 138L100 139L97 138ZM123 139H124V137H123ZM138 139H139V137H138ZM256 139H259L260 142L259 141L257 142ZM132 140L133 139H131V141ZM136 140L137 139L135 138V141ZM240 140H242V138ZM56 141H57V143H55ZM119 141H120V139H119ZM124 141H126V140H124ZM244 141H245V139H244ZM133 142H132V144L135 143V142L134 143ZM127 143H128V140H127ZM115 144H112L113 146H111L110 142H109V145L112 148L115 146H118L117 143H115ZM149 144H148V147H150L153 143L150 144V146H149ZM0 145H2V144H0ZM127 145H129V144H127ZM127 145L125 144L124 146L127 147ZM240 145H242V144H240ZM243 145L245 146L246 144H243ZM106 146L108 147V145H106ZM132 147H134V146H132ZM223 147H225V146H223ZM228 147H229V145H228ZM121 149H122V146H121ZM208 149L211 153H215V154L218 152H220V153L222 152V149L219 150V149L214 148V147H209ZM146 150H148V148ZM189 150L191 152L190 148H189ZM115 151H113V154L115 153ZM119 151H121V150H119ZM127 151H129V149ZM136 151L134 152L135 154H136ZM180 151H182V150H180ZM188 151H187V153H189ZM259 152H261V151L259 150ZM103 153L101 156L104 155ZM119 153H118V155H119ZM105 154H107V153H105ZM194 154H195V152H194ZM124 155H125V153H124ZM137 155L139 157V154H137ZM137 155H136V157H137ZM153 155H155V156H153ZM242 156H245V155L242 154ZM190 157H192V155ZM206 157H207V155H206ZM218 157H217V159H218ZM221 157H223V156H221ZM231 157H233V156H231ZM97 158H98V156H97ZM197 158H199V157L197 156ZM224 158H226V157H224ZM233 159H235V158L233 157ZM249 159H248V161H249ZM205 160L206 161L200 160L201 162L197 160L196 162L197 163L200 162L201 166L199 168H198L199 165L195 167V170H197L196 172H198L203 177H206V174L203 175V173L202 174L200 173L203 166H206V167L211 166L212 169L210 172H212L216 168L217 169H219V168L225 169V167L219 166L220 165L219 163H222V162H219L214 158H211L210 160H207V159H205ZM240 160L243 163V165H246V162L243 159H240ZM240 160H238V161L234 160V161L240 162ZM251 160H252V158H251ZM105 161H107V159ZM228 162H230V160ZM126 163H127V161H126ZM225 163H226V161H225ZM225 163H224V165H225ZM103 164L105 165L106 163H103ZM238 164H240V163H238ZM252 165H254V164L252 163ZM101 167H103L104 169L102 170ZM122 167H124V171H123ZM186 167H188V165ZM231 168H232V166H231ZM244 168H245V170H243ZM191 169L192 168H190V170ZM208 169H209V167H208ZM104 170L106 171V173L104 176H102V172L104 173ZM187 170L189 173V169H187ZM120 171H122V172H120ZM222 172H224V171H222ZM222 172H220V173H222ZM228 172H229V170H228ZM136 173H138L141 176V178H145V180H146V178H148L152 174L161 175V179L163 181L161 182L157 192L154 194V192H152L150 190L151 184L149 187L148 186L149 181L145 182V184L141 183L140 186H142V188H141L140 192H138L137 186L135 185L136 184L135 181L137 180L136 179V177H137ZM170 173L173 174L174 172L171 171ZM198 173H196L197 176H200ZM212 173H215V172H212ZM215 174H217V173H215ZM215 174H213V176ZM233 174H235V173H233ZM179 175H180V173H179ZM140 176H138V177H140ZM207 176L209 177L210 175H207ZM213 176L211 178H213ZM194 177L195 176H193V179H194ZM226 177H230V176H225V178ZM153 178L154 177H152L151 180H153ZM204 179L202 181V178H201V182L204 183ZM218 179H220V178H218ZM218 179H216V181L214 183L212 182L210 184V187H213V188H214V186L219 187V184L223 183V182H220ZM230 179L232 180V178H230ZM189 180H192V178ZM192 181L194 182V180H192ZM206 181L209 182L207 180V178H206ZM211 181H213V180L211 179ZM223 181L225 182L226 180H223ZM150 182H152V181H150ZM184 182H186V181H184ZM201 182L199 181V184ZM195 183L198 184V181ZM158 185H157V187H158ZM201 185L204 186L206 184H201ZM206 187L208 189V185H206ZM203 188H205V186ZM207 189H206V192H207ZM203 191H205V190H203ZM210 195H211V193H210ZM169 208L172 211H173V209H175V212H177V211H178V213L180 212V217L178 216L179 217L178 218L176 216L177 217L176 218L174 215L175 218L174 217L169 218V216H170V214H169V216H167L166 218H163L164 214H166L165 211L170 210ZM161 213L163 214V216ZM164 219L166 221H168V226H167V223H164ZM118 221H120V222H118ZM125 228H127V227H125ZM100 232H98V234ZM135 232H137V231H135ZM159 234H161V235L158 237ZM148 235H149V237H148ZM96 236L98 237V235H96ZM131 236H132V234H131ZM133 237H132V240H133ZM142 238H140V239H142ZM99 239H101V238H99ZM129 239L130 238H128L127 240H129ZM135 240H136V238H135ZM129 241H131V240H129ZM137 241H139L138 238H137ZM143 241H145L144 238H143ZM88 242H89V244H88ZM131 242H129V243H131ZM101 243H102V240H101ZM101 243H99V245ZM142 243L143 242H141V244ZM122 244H124V243H122ZM125 244L122 245L124 247L119 246L121 248L116 250L117 254L114 256L108 255V251H107V255L105 254L106 256H104V261L102 260L104 262L103 264H125L124 262H128V259L130 260V258H128L127 260L125 259V261H123V263H119L120 261L118 262V259H117L120 256L119 254H123V248L124 249L127 248V245H125ZM72 245L73 246L76 245V246L71 247ZM139 245H137V246H139ZM128 246H130V245L128 244ZM94 247H92V248H94ZM100 247H102V245H100ZM103 247H105V246H103ZM141 248H143V247H141ZM99 249L101 250V248H99ZM149 249H150V247H149ZM176 249H174V251ZM145 250H147V249H145ZM61 251L63 252L62 254H60ZM171 251H172V249H171ZM171 251H170V253H171ZM176 251L178 252L179 250H176ZM141 253H142V251H141ZM149 253H151V252H149ZM165 253H166V250H165ZM167 253H168V251H167ZM167 253H166V255L168 257L169 254H167ZM146 254H147V256H149L148 253H146ZM162 254H164V252ZM179 254H180V251H179ZM63 255H64V257H63ZM160 255H161V253H160ZM160 255H158V256H160ZM147 256H145V254H144V257H142V259L144 260V264H165V262L163 263V261H161V260H158L155 258H154L155 260H151L150 259L151 257L148 258ZM158 256H157V258H158ZM167 257H166V259H167ZM140 258H139V260H140ZM173 258H171V260ZM152 259H153V257H152ZM164 261H166V260L164 259ZM140 262H142V261H140ZM166 262L169 263V261H166ZM128 263L130 264V262H128ZM133 264H135V263H133ZM170 264H172V263H170Z\"/></svg>",
  "mask_w": 264,
  "mask_h": 264
}]
</instances>
